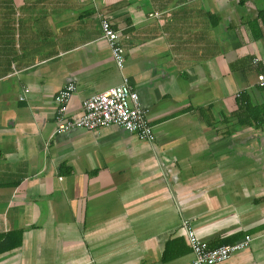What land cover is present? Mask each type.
Returning <instances> with one entry per match:
<instances>
[{
    "label": "crops",
    "instance_id": "0c3cea01",
    "mask_svg": "<svg viewBox=\"0 0 264 264\" xmlns=\"http://www.w3.org/2000/svg\"><path fill=\"white\" fill-rule=\"evenodd\" d=\"M260 74L264 0H0V264H192L187 228L264 264ZM125 78L155 142L56 133L66 84L76 118Z\"/></svg>",
    "mask_w": 264,
    "mask_h": 264
},
{
    "label": "built area",
    "instance_id": "2783aa9c",
    "mask_svg": "<svg viewBox=\"0 0 264 264\" xmlns=\"http://www.w3.org/2000/svg\"><path fill=\"white\" fill-rule=\"evenodd\" d=\"M102 22L104 36L110 45L112 56L121 69L124 66V49L119 44V34L113 29L109 19L104 18ZM257 61L258 59L254 60L255 63ZM258 84L264 87V74L258 76ZM77 89L75 83H68L60 89L55 98L56 133H66L74 129L94 131L116 125L136 134L141 140L155 142L156 136L149 124L147 110L142 107L139 93L129 84L127 78L119 85L86 98L82 105V113L76 118H70L68 108ZM25 99L26 96H21V100ZM186 232L193 255L192 264L222 263L231 258L235 252L249 247L251 242V237L247 236L240 243L213 248L193 229L187 228Z\"/></svg>",
    "mask_w": 264,
    "mask_h": 264
},
{
    "label": "rangeland",
    "instance_id": "374dc122",
    "mask_svg": "<svg viewBox=\"0 0 264 264\" xmlns=\"http://www.w3.org/2000/svg\"><path fill=\"white\" fill-rule=\"evenodd\" d=\"M38 35V37L40 38V39H42V33L41 34H37ZM27 97V96H26Z\"/></svg>",
    "mask_w": 264,
    "mask_h": 264
},
{
    "label": "trees",
    "instance_id": "16d2710c",
    "mask_svg": "<svg viewBox=\"0 0 264 264\" xmlns=\"http://www.w3.org/2000/svg\"><path fill=\"white\" fill-rule=\"evenodd\" d=\"M189 249V248H188ZM190 250V249H189Z\"/></svg>",
    "mask_w": 264,
    "mask_h": 264
}]
</instances>
